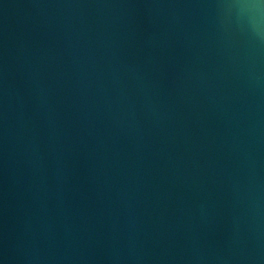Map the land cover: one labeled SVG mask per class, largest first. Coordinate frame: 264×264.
I'll return each instance as SVG.
<instances>
[{"label": "water", "instance_id": "water-1", "mask_svg": "<svg viewBox=\"0 0 264 264\" xmlns=\"http://www.w3.org/2000/svg\"><path fill=\"white\" fill-rule=\"evenodd\" d=\"M0 264H264V0H0Z\"/></svg>", "mask_w": 264, "mask_h": 264}]
</instances>
